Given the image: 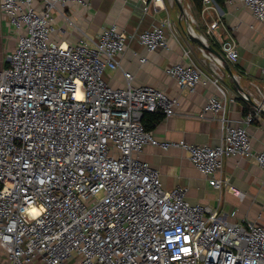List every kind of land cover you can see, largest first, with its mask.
Instances as JSON below:
<instances>
[{"label":"built area","instance_id":"built-area-1","mask_svg":"<svg viewBox=\"0 0 264 264\" xmlns=\"http://www.w3.org/2000/svg\"><path fill=\"white\" fill-rule=\"evenodd\" d=\"M35 1H0L16 34L15 48L0 68L2 264L38 258L44 264H264L263 223L229 220L191 202L187 188H165L159 170L142 157L148 145L181 147L211 186L245 197L217 174L232 156L252 157L264 172V150L254 149L249 132L257 113L238 125L226 123L227 95L219 85L225 62L217 57L213 76L205 75L187 48L184 60L166 68L181 89L216 86L198 116L219 118L221 142L159 140L143 116L177 114L180 97L135 84L121 63L127 35L112 24L96 40L85 35L74 44L58 41L54 10L88 3L40 0L37 7ZM240 1L264 21V0ZM152 4L162 7L164 0H146L144 11ZM138 40L148 52L168 46L162 25L141 32ZM221 49L227 61H238L234 37ZM107 69H121L123 85L113 87Z\"/></svg>","mask_w":264,"mask_h":264},{"label":"crops","instance_id":"crops-1","mask_svg":"<svg viewBox=\"0 0 264 264\" xmlns=\"http://www.w3.org/2000/svg\"><path fill=\"white\" fill-rule=\"evenodd\" d=\"M39 1H35L37 7L41 6ZM145 1L86 0L87 6L70 3L61 10L65 15L59 10L53 12L57 27L55 37L69 44L80 41L85 35L88 39L96 40L105 27L116 24L127 35L128 47L122 56V67L131 72L135 84H151L180 97L178 113L164 117L156 124L152 131L155 137L159 140L210 145L221 142L224 128L219 118L214 115L207 118L198 116L207 98L217 93L216 86L210 83L201 84L194 91L181 89L166 73V68L172 63L185 59L187 48L191 50V56L202 72L208 76H213L219 56L211 50H204L188 38L190 28L176 0H164L162 7L152 4L147 12L144 11ZM202 3L200 10L193 6L192 1L190 4V8L193 7L190 12L194 19V30L204 35L207 42L220 53L222 42L228 37H234L238 44V61H227L232 74L226 69L225 63L223 76L219 80V85L227 95L226 123L240 124L245 117L247 103L257 113L249 125L253 147L255 150H264V111L257 109L236 90L239 84L264 108V21L260 22L240 0H225L222 5L215 0L210 4H204L202 0ZM154 24L164 27L168 46L148 52L139 42L138 35ZM15 45L16 34L0 8V68L7 65V58ZM142 56L147 57L145 62L140 61ZM106 77L113 87L123 85L121 69H107ZM142 157L159 170L165 188H187V197L191 202L209 205L229 220L247 217L264 224V172L252 157L226 158L223 172L217 174V177L226 179L230 185L242 190L245 193L243 199L233 194L228 187L218 190L211 186L208 178L191 162L189 153L181 147L164 150L148 145ZM30 264L44 262L38 258Z\"/></svg>","mask_w":264,"mask_h":264},{"label":"water","instance_id":"water-1","mask_svg":"<svg viewBox=\"0 0 264 264\" xmlns=\"http://www.w3.org/2000/svg\"><path fill=\"white\" fill-rule=\"evenodd\" d=\"M177 4L180 6V10L182 12V15H185L187 12H186V9L184 8V5L182 4L181 0H176ZM187 36L188 38L193 41V42H196L198 43L204 50H211L212 52H214L217 56H219L225 63H226V69L228 70V72L231 73V70H230V67L227 63V60L226 58L224 57V55L220 52H218L215 48H213L211 46V44H209L207 42V39L206 41H204V39H202L199 35H196L194 33H192L190 30L187 32ZM232 74V73H231ZM238 83V82H237ZM236 90L239 92V94H242V93H245L247 95L246 99L249 100L257 109L261 110V111H264V108L260 105H258L252 98L251 96L245 91L243 90L239 84H237L236 86Z\"/></svg>","mask_w":264,"mask_h":264},{"label":"trees","instance_id":"trees-1","mask_svg":"<svg viewBox=\"0 0 264 264\" xmlns=\"http://www.w3.org/2000/svg\"><path fill=\"white\" fill-rule=\"evenodd\" d=\"M193 3V6L197 9L200 10L202 8V0H191ZM217 3L219 4H224L225 0H215ZM254 113V109L252 107H250L249 105H247V103L245 104V108H244V115L246 116L249 113ZM165 117V115L161 112H146L143 116L142 122L145 126V128L148 131H153V129L155 128L156 124L162 120Z\"/></svg>","mask_w":264,"mask_h":264},{"label":"bare ground","instance_id":"bare-ground-1","mask_svg":"<svg viewBox=\"0 0 264 264\" xmlns=\"http://www.w3.org/2000/svg\"><path fill=\"white\" fill-rule=\"evenodd\" d=\"M184 3V6L186 7V14L184 15V18L186 22L188 23V26L190 28V31L196 35H199L204 41H206V37L200 33H198L196 30H194V19L192 18V14L190 12V3L189 0H181ZM180 19V18H179ZM193 20V21H192ZM197 20V19H196ZM197 22V21H196ZM192 25V26H191Z\"/></svg>","mask_w":264,"mask_h":264},{"label":"rangeland","instance_id":"rangeland-1","mask_svg":"<svg viewBox=\"0 0 264 264\" xmlns=\"http://www.w3.org/2000/svg\"><path fill=\"white\" fill-rule=\"evenodd\" d=\"M189 3L191 4V1H190V0H189ZM192 9H193V7L190 8V10H192ZM193 11H194V10H193ZM193 11H192V12H193ZM3 67H4V66H3ZM0 257H1V258L4 257V255H3V253H2L1 251H0ZM1 263H2V262H1ZM1 263H0V264H1Z\"/></svg>","mask_w":264,"mask_h":264}]
</instances>
